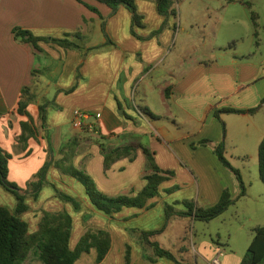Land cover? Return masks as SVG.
<instances>
[{
  "label": "crops",
  "instance_id": "1",
  "mask_svg": "<svg viewBox=\"0 0 264 264\" xmlns=\"http://www.w3.org/2000/svg\"><path fill=\"white\" fill-rule=\"evenodd\" d=\"M82 1L106 19L113 45L103 47L107 43L103 19L76 0H0V147L11 155L8 180L26 190L49 151L59 161L61 150L74 140L78 141L74 166L109 197L135 196L145 188V176L152 171L142 148L153 152L161 170L175 176L160 186V195L148 202L149 208H124L110 216L95 208L79 181L52 166L49 185L37 198L26 199L28 210L20 218L34 234L43 212L66 211L73 220L71 249L88 230H104L112 241L103 264H126L127 246L130 264H153L143 258V247L129 231H159L166 224L165 205L180 212L187 211L184 201L212 207L228 189L235 203L217 218L227 225L224 238L214 243L196 237L194 216H173L156 240L182 264H212L220 253L221 264H241L245 254L235 246L241 243L248 250L253 229L264 226V185L259 174L246 179L230 163L247 187L246 197L238 200L239 181L214 148L222 144L229 154L251 134L259 145L264 138V0H174L177 16L167 19L155 1L135 0L142 25L134 27L126 7L111 15L104 4ZM15 28L38 37L80 33L83 50L41 42L38 51L16 41ZM98 47L103 48L83 58L85 50ZM24 88L33 97L29 116L19 113ZM44 104L46 128L40 121ZM226 108L259 109L254 114L215 116ZM76 112L91 116L82 129L73 127ZM25 122H33L37 132L23 147L18 138ZM93 124L96 131L89 128ZM206 141L208 145L203 144ZM101 145L109 150L133 147L134 159H120L105 170ZM60 193L76 200L80 210ZM0 206L13 214L17 207L14 194L2 185ZM90 253L91 264H97L96 249ZM90 253L75 264H90L85 261ZM24 264H42L38 251L33 250ZM155 264L175 263L160 257Z\"/></svg>",
  "mask_w": 264,
  "mask_h": 264
},
{
  "label": "trees",
  "instance_id": "2",
  "mask_svg": "<svg viewBox=\"0 0 264 264\" xmlns=\"http://www.w3.org/2000/svg\"><path fill=\"white\" fill-rule=\"evenodd\" d=\"M76 1L83 4L91 12L99 15L103 19V31L107 39V43L103 47L113 45L106 32V19L102 17L100 11L96 7H93L82 0ZM95 1L109 7L112 10L111 15H114L119 8L126 7L132 14L133 27L142 25V16L137 12L135 0ZM153 1L158 4V10L161 16L166 19L171 16H177V12L174 8V0ZM165 26L166 23L162 26L161 30L154 34L156 35L162 32ZM132 33L137 36L134 29L132 30ZM13 34L16 41L30 44L38 51H42L39 46V43L41 42L57 45L64 50H83L81 44L79 43L83 40L80 33L68 34L64 38L38 37L29 30L15 28L13 30ZM103 47L85 50L83 58H86L87 53L102 49ZM74 89L75 87L72 88L70 92ZM32 101L33 97L31 96L30 91L27 88H24L22 90L21 101L19 102V113L29 116L27 107ZM47 109L48 104L40 105V121L42 128L47 127ZM258 109L259 108L242 111L226 108L215 112V116L220 118L222 114H254L258 111ZM1 116L2 114L0 113V117ZM94 131H96V129ZM36 132L37 128L34 127L33 122L23 123L22 134L18 138V142L25 147L29 139L36 137ZM203 144L208 145L209 141H206ZM77 147L78 141L75 140L65 146L61 150V155L63 157L59 161H56L54 159L53 152L49 151L47 161L28 182L26 190H22L16 184L11 183L8 180L9 161L11 159V155L0 147V185H2L9 192L13 193L17 200L15 214L11 213L6 207L0 206V264H24L33 250L38 251L39 259L42 264H75L83 254L90 253L92 249H96L97 251V264H103V261L108 255L112 240L111 234L104 230H88L79 241L77 247L75 249L70 248L73 220L66 211L43 212V216L39 224V230L34 234L29 232V225L20 218V216L28 210L26 199L28 197L37 198L42 188L49 185L47 173L52 166L56 167L63 175L73 177L79 181L85 188L86 194L95 208L110 216L120 213L124 208H149L147 207L148 202L156 197H159L160 186L165 181H168L175 176L173 171L161 170L155 161L153 152H151L148 148H142L146 156L148 166L152 171L151 174L145 176L147 181L145 188L135 196L109 197L97 189L95 182L87 173L74 166L73 163ZM101 148L105 156V170H109L110 167L120 159L129 156L130 160L134 159V156L130 155L133 151V147L119 150H109L105 148L104 145H101ZM214 153L217 155L219 161L226 168L231 170L237 177L241 188L238 200L246 197V184L240 171L233 168L229 160L225 157L224 145L221 144L220 146L215 147ZM259 177L264 185V138L259 146ZM59 195L65 201L72 203L77 211L80 210L79 204L76 200L62 193ZM234 203L235 201L232 199L230 191L226 189L224 190L219 202L212 207L203 208L198 204H195L194 201H184L183 204L187 208V211L180 212L170 205H165L166 224L163 229L151 232L130 230L129 233L143 247V258L147 262L155 264L158 258L165 257L173 261L175 264H182L174 253L163 248L156 240V238L166 230L170 219L173 216H194L196 221L208 223L225 214ZM253 234L254 239L241 264H264V226L254 228ZM130 262L131 248L127 246L126 264H130Z\"/></svg>",
  "mask_w": 264,
  "mask_h": 264
},
{
  "label": "rangeland",
  "instance_id": "3",
  "mask_svg": "<svg viewBox=\"0 0 264 264\" xmlns=\"http://www.w3.org/2000/svg\"><path fill=\"white\" fill-rule=\"evenodd\" d=\"M256 141L257 138L253 134H251L250 137L243 142V145L238 146V148L230 149L229 154L228 152H226L225 154V157L229 160V162L238 169H240L246 179H248V177L253 178L255 175L257 176V174H259L258 172L260 145L257 144ZM242 149L245 150L242 151ZM233 156L236 158H234ZM238 156L242 157L237 158ZM194 203L199 205L200 202L194 201ZM200 222L201 221H197L193 225V233L194 235H196V237H201L214 243H216L220 238H224L227 228V225H225L224 220L222 221V219H217L216 221H213L211 223ZM193 242L197 243V241ZM235 249L236 251L246 255L247 250L245 247L243 248L241 246V243L239 246H235ZM228 252L231 253V250L228 249ZM91 254L92 253L88 254V257H86L85 259V261L88 260L90 264L93 263V257H89ZM85 261L83 262L85 263Z\"/></svg>",
  "mask_w": 264,
  "mask_h": 264
},
{
  "label": "built area",
  "instance_id": "4",
  "mask_svg": "<svg viewBox=\"0 0 264 264\" xmlns=\"http://www.w3.org/2000/svg\"><path fill=\"white\" fill-rule=\"evenodd\" d=\"M91 119V116L88 113L85 112H76L74 119H73V127L76 129H82L85 125H88V121ZM91 131L95 130L94 125H91L90 127ZM223 254L220 253L216 258H214L212 264H221V258Z\"/></svg>",
  "mask_w": 264,
  "mask_h": 264
}]
</instances>
